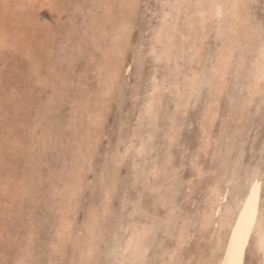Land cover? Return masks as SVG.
Returning <instances> with one entry per match:
<instances>
[{
    "label": "rangeland",
    "instance_id": "1",
    "mask_svg": "<svg viewBox=\"0 0 264 264\" xmlns=\"http://www.w3.org/2000/svg\"><path fill=\"white\" fill-rule=\"evenodd\" d=\"M190 1L0 0V264H221L264 219V0Z\"/></svg>",
    "mask_w": 264,
    "mask_h": 264
},
{
    "label": "snow or ice",
    "instance_id": "2",
    "mask_svg": "<svg viewBox=\"0 0 264 264\" xmlns=\"http://www.w3.org/2000/svg\"><path fill=\"white\" fill-rule=\"evenodd\" d=\"M264 80V75L261 76ZM259 228V231L257 229ZM255 237L261 252H264V219H258L255 208L251 206V198L245 205L244 212L240 213L239 221L231 234V243L228 245L230 264H243V251L249 246L250 240Z\"/></svg>",
    "mask_w": 264,
    "mask_h": 264
},
{
    "label": "bare ground",
    "instance_id": "3",
    "mask_svg": "<svg viewBox=\"0 0 264 264\" xmlns=\"http://www.w3.org/2000/svg\"><path fill=\"white\" fill-rule=\"evenodd\" d=\"M189 1H190V0H189ZM223 1H224V0H223ZM225 1H226V0H225ZM238 1H239V0H238ZM182 2H183V1H182ZM190 2H191V1H190ZM221 2H222V0H221ZM240 2H241V1H240ZM214 3H215V2H214ZM228 3H229V1H228ZM231 3H232V2H231ZM238 3H239V2H238ZM190 4H191V3H190ZM205 4H206V3H205ZM212 5H213V4H212ZM217 5H218V4H217ZM217 5H216V6H217ZM221 5H222V4H221ZM221 5H220V6H221ZM238 5H239V4H238ZM209 6H210V5H209ZM209 6H208V7H209ZM214 6H215V5H214ZM230 6H231V4H230ZM242 6H243V5H242ZM217 7H219V5H218ZM185 8H186V7H185ZM188 8H189V7H187L186 10H187ZM190 8H191V7H190ZM206 8H207V7H206ZM209 8H210V7H209ZM223 8H224V7H222V9H223ZM239 8H241V7H239ZM181 9H182V8H181ZM181 9H180V10H181ZM207 9H208V8H207ZM222 9H221V10H222ZM230 9H231V8H230ZM242 9H243V8H242ZM180 10H179V11H180ZM191 10H192V9H191ZM191 10H189V11H191ZM195 10H196V9H195ZM198 10H199V9H198ZM200 10H201V9H200ZM214 10H215V8H214ZM214 10H213V11H214ZM226 10H227V9H226ZM179 11H178V12H179ZM182 11H183V10H182ZM187 11H188V10H187ZM223 11H224V9H223ZM239 11H240V10H239ZM178 12H176V13H178ZM198 12H199V11H198ZM209 12H210V10H209ZM179 13H180V12H179ZM183 13H185V12H183ZM187 13H188V12H187ZM217 13H218V12H217ZM238 13H239V12H238ZM185 14H186V13H185ZM204 14H205V13H204ZM204 14H203V15H204ZM186 15H187V14H186ZM225 15H226V14H225ZM238 15H239V14H238ZM174 16H175V15H174ZM230 16H232V14H231ZM184 17H187V16H184ZM192 17H193V16H192ZM192 17H191V19H192ZM202 17H203V16H202ZM218 17H219V16H218ZM238 17H240V16H238ZM166 18H167V17H166ZM176 18H177V16H176ZM178 18H180V17H178ZM178 18H177V19H178ZM187 18H188V17H187ZM187 18H183V19H187ZM199 18H200V17H199ZM221 18H222V16H221ZM224 18H225V17H224ZM226 18H227V17H226ZM174 19H175V17H174ZM181 19H182V18H180L179 20H181ZM203 19H205V18H203ZM234 19H235V18H234ZM234 19H233V20H234ZM175 20H176V19H175ZM188 20H189V21H188ZM188 20H187V21L190 22V19H188ZM215 20H216V19H214V21H215ZM238 20H239V19H238ZM182 21H183V20H182ZM194 21H196V20H193V22H194ZM200 21H202V19L199 20L198 22H200ZM214 21H212V23H213ZM231 21H232V19H231ZM231 21H230V22H231ZM235 21H236V20H235ZM163 22H164V21H163ZM174 22H175V21H174ZM183 22H184V21H183ZM183 22H182V23H183ZM198 22H196V23H198ZM210 22H211V21H210ZM215 22H216V21H215ZM217 22H219V20H218ZM238 22H239V21H238ZM238 22H237V23H238ZM166 23H167V22H166ZM186 23H187V22H186ZM219 23H220V22H219ZM231 23H232V22H231ZM168 24H169V23H168ZM168 24H167V25H168ZM170 24H172V23H170ZM175 24H176V23H175ZM183 24H184V23H183ZM191 24H192V23H191ZM191 24H190V25H191ZM193 24H194V23H193ZM238 24H239V23H238ZM162 25H163V24H162ZM198 25H199V24H198ZM227 25H228V24H227ZM177 26H179V25H177ZM199 26H200V25H199ZM224 26H226V25H224ZM233 26H234V25H233ZM233 26H232V27H233ZM160 27H161V26H160ZM170 27H171V26H170ZM200 27H201V26H200ZM218 27H219V26H218ZM227 27H228V26H227ZM227 27H226V28H227ZM192 28H193V27H192ZM204 28H205V27H204ZM222 28H223V26H222ZM160 29H161V28H160ZM169 29H170V28H169ZM175 29H176V28H175ZM187 29H188V28H187ZM202 29H203V28H202ZM218 29H219V28H218ZM218 29H217V31H218ZM233 29H235V28H233ZM163 30H164V29H162V33L164 32ZM170 30L172 31V28H171ZM215 30H216V27H215ZM227 30H228V29H227ZM229 30H230V29H229ZM189 31H190V30H189ZM189 31H188V32H189ZM231 31H232V30H231ZM166 32H167V30L165 31V33H166ZM168 32H169V31H168ZM168 32H167V33H168ZM180 32H181V31H180ZM197 32H198V31H197ZM219 32H220V31H219ZM222 32H224V30H223ZM159 33L162 35L161 32H159ZM159 33L157 32V34H159ZM170 33H171V32H170ZM194 33H195V32H193V34H194ZM230 33H231V32H230ZM184 34H185V33H184ZM193 34H191V35H193ZM223 34H224V33H223ZM228 34H229V33H228ZM233 34H235V31H234ZM233 34H231V35L233 36ZM161 35H160V36H161ZM166 35H167V34H166ZM166 35H165V36H166ZM168 35H170V34H168ZM181 35H183V34H181ZM204 35H205V34H204ZM204 35H203V36H204ZM220 35H222V34H220ZM170 36H172V37H171V38L169 37V38H170V39H173V35H172V33H171ZM179 36H180V35H179ZM227 36H228V35H227ZM229 36H230V35H229ZM166 37H167V36H166ZM185 37H186V36H185ZM185 37H184V38H185ZM196 37H197V36H196ZM201 37H202V36H201ZM161 38H164V37H161ZM167 38H168V37H167ZM167 38H165V39H166L167 41H169ZM174 38H175V37H174ZM188 38L190 39V37H188ZM188 38H187V39H188ZM230 38H231V36H230ZM230 38H229V41H230ZM165 39H164V40H165ZM176 39L178 40V38H176ZM176 39H175V40H176ZM179 39H180V38H179ZM200 39H202V38H200ZM200 39H199V40H200ZM166 40H165V41H166ZM175 40H174V41H175ZM177 40H176V41H177ZM181 40H182V39H181ZM185 40H186V39H185ZM190 40H191V39H190ZM165 41H164V42H165ZM167 41H166L165 44H167ZM171 41H172V40H171ZM186 41H187V40H186ZM188 41H189V40H188ZM201 41H202V40H201ZM172 42H173V41H172ZM181 42H182V41H180V43H181ZM183 42H184V41H183ZM193 42L196 43L197 40H195V41H193ZM193 42H192V43H193ZM170 43H171V42H170ZM170 43H169V44H170ZM176 43H178V42H176ZM176 43L174 44V46L176 45ZM190 43H191V42H190ZM190 43H189V44H190ZM225 43H226V42H225ZM239 43H240V42H239ZM169 44H167V45H169ZM183 44H184V43H183ZM229 44H230V43H229ZM170 45H171V44H170ZM181 45H182V44H181ZM192 45H193V44H192ZM192 45L190 44L189 46H192ZM230 45H232V44H230ZM172 46H173V45H172ZM172 46L170 47V49L172 48ZM177 46H178V45H177ZM224 46H225V45H224ZM184 47H185V46H184ZM186 47H187V46H186ZM194 47H195V46H194ZM228 47H229V46H228ZM228 47H227L226 50H229V49H230V48L228 49ZM230 47L232 48V46H230ZM178 48H179V47H178ZM189 48H190V47H189ZM189 48H187L189 51L192 50V49H189ZM223 48H224V47H223ZM225 48H226V47H225ZM225 48H224V49H225ZM168 49H169V47H168ZM179 49H180V48H179ZM179 49H178V50H179ZM181 49H182V47H181ZM181 49H180V50H181ZM183 49H184V48H183ZM183 49H182V50H183ZM195 49H197V48H195ZM185 50H186V49H185ZM231 50H232V49H231ZM261 50H262V48H261ZM195 51H196V50H194V52H195ZM262 51H263V50H262ZM169 52H171V51H169ZM178 52L181 53L180 51H178ZM232 52H233V51H232ZM232 52H231V53H232ZM183 53H184V52H183ZM187 53H188V52H186V54H187ZM195 53H196V52H195ZM199 53H200V52H199ZM261 53H262V52H261ZM223 54H224V51H223ZM227 54H229V53L227 52ZM263 54H264V53H263ZM183 55H184V54H183ZM197 55H198V53H197ZM220 55H221V54H220ZM191 56H192V55H191ZM218 56H219V55H218ZM224 56H226V55H224ZM228 57H229V56H228ZM196 58H197V56H196ZM225 58H226V57H225ZM222 59H223V58H222ZM216 61H217V60H216ZM221 61L223 62V60H221ZM219 62H220V60H219ZM219 62H217V63L219 64ZM226 62H227V61H226ZM217 63H216V64H217ZM223 63H224V62H223ZM263 63H264V62H263ZM259 64H261V62H259ZM259 64H258V65H259ZM212 65H213V64H212ZM214 65H215V64H214ZM214 65L212 66V68H214L213 71L215 72V69H216V71H217L218 69H217L216 67H214ZM220 65H221V64H220ZM220 65H218V67H219ZM224 65H225V64H224ZM258 65H257V66H258ZM215 66H216V65H215ZM221 66L223 67V65H221ZM221 66H220V67H221ZM227 66H228V65H227ZM263 66H264V64H263ZM220 67H219V68H220ZM225 67H226V66H225ZM260 67H261V66H260ZM221 69H222V68H221ZM221 69H220V70H221ZM223 69H224V67H223ZM227 69H228V68H227ZM227 69H225V70H227ZM256 69H257V68H256ZM260 69H261V68H260ZM176 70H177V69H176ZM211 70H212V69H211ZM262 70H263V69H262ZM262 70L258 71V69H257V71L259 72V74H260V72H261ZM218 71H219V70H218ZM222 71H223V70H222ZM211 72H212V71H211ZM224 72H225V71H224ZM258 72H257V73H258ZM179 73H180V72H179ZM216 73H217V72H216ZM216 73H215V74H216ZM222 73H223V72H222ZM226 73H227V72H226ZM226 73H225V75H226ZM219 74H220V72H219ZM219 74H218V75H219ZM223 74H224V73H223ZM261 74H262V73H261ZM263 74H264V73H263ZM175 75H176V74H175ZM177 76H178V75H177ZM210 76H211V75H210ZM257 76H258V75H257ZM194 77H196V76H194ZM212 77H213L212 79H214V76H212ZM216 77H218V76H216ZM221 77H222V75H221ZM221 77H220V78H221ZM224 77H225V76H224ZM258 77H259V76H258ZM198 78H199V77H198ZM205 78H206V77H205ZM220 78H219V79H220ZM216 79H217V78H216ZM216 79H215V80H216ZM217 80H218V79H217ZM224 80H225V79H224ZM206 81H207V80H206ZM209 81H210V80H209ZM218 81H219V80H218ZM222 81H223V80H222ZM189 82H190V81H189ZM193 82H194V81H193ZM193 82H192V83L190 82L191 85L193 84ZM207 82H208V81H207ZM210 82H211V81H210ZM223 82H224V81H223ZM223 82H222V90H223V86H224V85H223ZM190 83H189V84H190ZM194 83H195V82H194ZM214 83H215V86L213 85ZM214 83H213V84L211 83V84H212L213 87L215 88L216 85H217V84H216V81H214ZM217 83H218V82H217ZM164 84H165V83H164ZM176 84H177V82H176ZM197 84H198V83H197ZM219 84H220V83H219ZM219 84H218V85H219ZM160 85H161V87L164 86V85H162V84H160ZM168 85H169V84H168ZM194 85H195V84H194ZM171 86H172V85H171ZM174 86H175V85H174ZM186 86H187V85H186ZM192 86H193V85H192ZM219 86H221V85H219ZM219 86H218V87H219ZM166 87H167V86H166ZM187 87H188V86H187ZM189 87H190V86H189ZM224 87H225V86H224ZM155 88H156V87H155ZM162 88H163V87H162ZM175 88H177V87H175ZM182 88H183V87H182ZM193 88H194V87H193ZM193 88H192V89H193ZM198 88H199V87H198ZM160 89H161V88H160ZM172 89H173V88H172ZM216 89H217V87H216ZM154 90H155V89H154ZM176 90H178V89H176ZM213 90H215V89H213ZM222 90H221V91H222ZM158 91H159V90H158ZM158 91H157V92H158ZM216 91H218V89H217ZM212 92L214 93V91H212ZM155 93H156V92H155ZM192 93H193V92H192ZM153 94H154V93H153ZM189 94H191V93H189ZM218 94H220L219 91H218ZM156 95H157V93H156ZM161 95H163V94H161ZM192 95H193V94H192ZM192 95H191V96H192ZM214 95H215V94H214ZM220 95H221V94H220ZM191 96H190V97H191ZM156 97H157V96H156ZM160 97H161V96H160ZM160 97H159V99H160ZM195 97H196V96H195ZM210 97H211V96H210ZM212 97H213V96H212ZM214 97H215V96H214ZM187 98H188V97H187ZM215 98H216V97H215ZM218 98H219V97H218ZM188 99H189V98H188ZM210 99L213 100L212 98H210ZM177 100H178V98H177ZM162 101H163V100H162ZM189 101H190V100H189ZM189 101H188V102H189ZM153 102H154V100H153ZM154 104H155V103H154ZM159 104L161 105V102H159ZM212 104L214 105V103H212ZM148 105H150V104H148ZM155 105H156V104H155ZM155 105H153V106H155ZM159 107H160V106H159ZM208 107H209V106H208ZM152 108H153V107H152ZM205 108H206V107H205ZM208 109H209V108H208ZM156 110H157V109H156ZM209 110H210V109H209ZM210 112H211V111H210ZM154 113H155V112H154ZM156 113H157V112H156ZM159 113H161V112L159 111ZM175 113H177V112H175ZM211 114H212V113H211ZM149 115H150V114H149ZM152 116H153V115H152ZM158 116H159V115H158ZM177 117H178V116H177ZM154 118H155V116H154ZM207 119H208V118H207ZM155 120H156V119H155ZM174 121H175V120H174ZM171 124H172V123H171ZM149 137H150V136H149ZM168 140H169V139H168ZM171 140H172V138H171ZM83 144H84V143H83ZM141 148L144 149V147H141ZM137 153H138V152H137ZM239 169H240V168H239ZM255 191H256V190H255ZM179 192H180V191H179ZM255 201H256V200H255ZM159 203H160V202H159ZM251 206H252V205H251ZM244 209H245V208H244ZM208 212H209V211H208ZM208 212H207V213H208ZM212 214H213V213H212ZM208 215H209V217H210V214H207V216H208ZM221 215H222V214H221ZM209 217H208V218H209ZM223 219H224V218H223ZM239 219H240V217L237 219V221H239ZM221 220H222V219H221ZM135 222H136V221H135ZM159 222H160V221H159ZM138 223H139V222H138ZM157 224H158V223H157ZM138 225H139V224H138ZM140 225H142V223H141ZM136 226H137V224H136ZM142 226H143V225H142ZM145 227H146V226H145ZM230 227H231V226H230ZM142 228H143V227H142ZM155 228H156V227H155ZM160 228H161V227H160ZM234 228H235V224H234V225L231 227V229H230L229 235H228V237L226 238L227 241H226L224 238L221 240V241H222V242H221V243H222V247L224 248L223 255H222V261H221V264H230V262H231V259H232V258L229 256L228 245L231 243V234H232V231L234 230ZM138 229H139V228H138ZM167 229H168V228H167ZM192 229H193V228H192ZM218 229H219V228H218ZM224 229H225V228H224ZM140 230L142 231V229H140ZM141 231H140V232H141ZM228 231H229V230H228ZM140 232H139V234H140ZM218 232H219V231H218ZM142 233H143V232H142ZM145 233H146V231H145ZM221 233H222V232H221ZM137 234H138V233H137ZM135 235H136V232H135ZM140 235H141V234H140ZM219 235H220V233H219ZM224 235H225V234H224ZM133 236H134V235H133ZM225 236H226V235H225ZM130 237H131V236H130ZM130 237H129V239H130ZM136 237H137V236H136ZM136 237H135V238H136ZM140 237H141V236H140ZM135 238H134V240H135ZM217 239H218V238H217ZM219 239H220V237H219ZM134 240H133V241H134ZM138 240H139V238L137 239V241H138ZM144 240H145V239H144ZM148 240H149V239H148ZM223 240L226 241L225 247L223 246V244L225 243V241L223 242ZM131 242H132V240H131ZM131 242H130V243H131ZM135 242H136V241H135ZM143 242H144V241H143ZM130 243H129V244H130ZM132 243H133V242H132ZM132 243H131V244H132ZM216 243H218V242H216ZM136 244H137V243H136ZM126 246H127V245H126ZM129 246H130V245H129ZM133 246H134V244H133ZM219 246H220V245H219ZM130 247H131V246H130ZM220 247H221V246H220ZM220 247H219V249H220ZM130 249H131V248H130ZM130 249H129V250H130ZM215 249H216V248H215ZM221 249H222V248H221ZM136 250H137V249H136ZM132 251H133V250H132ZM132 251H131V252H132ZM216 251H217V250H216ZM135 252H136V251H135ZM137 252H138V251H137ZM215 253H216V252H215ZM219 253H221V252H218V254H219ZM154 257H155V256H154ZM217 257H218V256H217ZM219 258H220V257H219ZM210 261H212V260H210ZM242 261H243V256H242ZM209 264H210V262H209Z\"/></svg>",
    "mask_w": 264,
    "mask_h": 264
}]
</instances>
